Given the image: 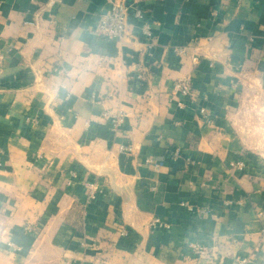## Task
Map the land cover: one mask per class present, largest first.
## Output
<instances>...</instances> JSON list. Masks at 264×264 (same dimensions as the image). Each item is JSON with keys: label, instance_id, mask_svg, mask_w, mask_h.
I'll return each instance as SVG.
<instances>
[{"label": "crops", "instance_id": "0c3cea01", "mask_svg": "<svg viewBox=\"0 0 264 264\" xmlns=\"http://www.w3.org/2000/svg\"><path fill=\"white\" fill-rule=\"evenodd\" d=\"M125 1L0 0V264H264V0Z\"/></svg>", "mask_w": 264, "mask_h": 264}, {"label": "built area", "instance_id": "2783aa9c", "mask_svg": "<svg viewBox=\"0 0 264 264\" xmlns=\"http://www.w3.org/2000/svg\"><path fill=\"white\" fill-rule=\"evenodd\" d=\"M136 16L140 19L144 20V14L141 10L136 11ZM129 25V5L125 0H110V7L109 9L101 16L98 26V33L103 36L104 38L108 40H116L120 41L123 39V37L126 34L127 28ZM142 34L149 38L151 37V27L150 24L144 20V24L142 26ZM208 40H212V37H208ZM175 52L178 55H183L186 52V49L184 47H176ZM53 71L57 74L63 75L65 73L64 68H54ZM138 79L144 78V72L139 71L137 75ZM173 89L176 93L180 94L182 96V99H180L177 103L178 107L185 108L186 103L184 99H195V93L192 87V84L188 78H182L177 79L173 84ZM69 98V95H67V99ZM197 114L207 123H214V115L212 114L211 110H209L208 107L201 104L196 109ZM108 116L111 121V125L113 130L117 131L119 130L122 125L125 123L126 115L124 112L118 110L115 112L108 113ZM120 151L122 156L128 157L133 154L134 151V145L132 143L126 142L122 143L120 145ZM175 154H178V150ZM148 162H152V159H148ZM162 165V163H154V166L156 168H159ZM231 167L239 170L240 172H248L250 170V166L245 160H234L231 162ZM69 175L71 177H77V173L75 171H70ZM88 189V196L89 199H94L97 197L98 193V185L96 183H88L87 184ZM193 212H195L199 216H206L210 214V211L207 209L199 208V209H192ZM153 225L156 227H169L167 223L162 221L160 218H155L153 220ZM24 230L28 233H35L34 229L26 225L24 227ZM125 230L123 231V234H125ZM191 252L195 256H201L204 255L205 250L204 248L199 245L198 243H191L190 244ZM243 264H251L248 263L246 260L242 261Z\"/></svg>", "mask_w": 264, "mask_h": 264}]
</instances>
